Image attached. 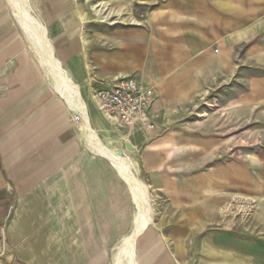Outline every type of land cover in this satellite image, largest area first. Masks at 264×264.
Wrapping results in <instances>:
<instances>
[{
	"label": "crops",
	"instance_id": "crops-1",
	"mask_svg": "<svg viewBox=\"0 0 264 264\" xmlns=\"http://www.w3.org/2000/svg\"><path fill=\"white\" fill-rule=\"evenodd\" d=\"M47 14L49 34L76 35L55 48L103 144H113L115 123L93 93L123 78L154 89L143 121L117 130L142 182L167 200L138 239L137 264L264 258L258 221L247 236L220 228L234 198L256 200L264 218V0H160L135 26L105 27L80 12L65 26ZM4 19L0 12V264H113L132 228L129 189L87 147Z\"/></svg>",
	"mask_w": 264,
	"mask_h": 264
},
{
	"label": "rangeland",
	"instance_id": "rangeland-1",
	"mask_svg": "<svg viewBox=\"0 0 264 264\" xmlns=\"http://www.w3.org/2000/svg\"><path fill=\"white\" fill-rule=\"evenodd\" d=\"M159 1L160 0H27V4L30 7L32 15L35 18H37L46 27L48 38L52 41V44L55 48L56 44L60 41V38L63 37L67 39L68 41H72L76 39V35L66 34V35L52 36L51 34H49V30L46 26V16H48L47 14L48 12L50 16L53 18V21L56 22V24H62L64 22L65 26H66L67 20H70L68 22L74 21L73 26L75 27L77 18L79 17V12H80L81 17L83 16H86L88 18L90 17L92 18L91 20L94 21L95 24H101L105 27L116 26L119 24H132L135 26L141 23L146 18V16L150 13V11L156 7ZM0 12L3 13L6 26L8 24H11V25L13 24L15 26V32L20 35V42H21L22 47L26 49L29 57L36 63V65L40 69L42 76H44L45 78L44 80L46 81L48 89L51 90V92H53L54 95H57L55 93L52 82L50 81L49 77L46 75L44 70L41 68V66L39 65L37 58L33 50L31 49V46L27 38L25 37V34L19 27L16 19L14 18L13 10L10 4L7 2V0H0ZM66 17L67 18L70 17V18L66 19ZM55 56L58 60H60V54L56 48H55ZM62 67L65 70L67 68L65 63L62 64ZM93 96L95 99V92L93 93ZM95 103H96V100H95ZM73 117L74 115H72V118H71L72 124H74L76 128H79L81 124H75ZM109 120L111 121V119ZM110 127L112 129L111 132H113V134H111V139H112L111 141L113 142V144L110 145L112 149L108 147L107 145L106 146L110 150H112L114 153L121 155L125 157L126 159H128L132 164V167H133L132 169H133V172L136 178L140 182L144 181L142 178H140V175L138 174V169L136 167V164L134 163L135 158H134L133 153L130 152V150H127L126 146L122 144L121 142L122 138H120V135L117 131L119 130V131L126 132V129L130 130L131 128H125V130L124 129L120 130V129H117L116 125L113 123L110 125ZM77 131L80 133L79 129ZM116 150L118 152H115ZM148 192H149V201H150V205L152 207V212H153L152 213V221H153L154 214L156 213V210H155L156 203L160 202V212H161V208H165L167 200L163 196H160L159 198L158 196L151 194L149 189H148ZM259 207H260V204H258L256 200L254 199L252 200L248 198L246 199L245 198H238V199L234 198L233 200H231L229 206L227 207L226 211L223 214L222 224L220 225V228L230 233L239 232V234H242L241 236L243 235L247 236L248 234L252 232V229H254L252 228V222L256 220L258 221L257 227L255 228L257 229L256 235H258L259 237L260 236L263 237L264 236V220H263L264 218L260 213L261 211ZM133 213L135 214L134 207H133ZM262 246L263 245H261V247L257 249V251H259V252H256L257 254H263ZM113 254H114V250H113L112 255ZM4 256H5L4 253L1 252L0 262L4 260ZM257 262H258L257 264H264V258H259Z\"/></svg>",
	"mask_w": 264,
	"mask_h": 264
},
{
	"label": "bare ground",
	"instance_id": "bare-ground-1",
	"mask_svg": "<svg viewBox=\"0 0 264 264\" xmlns=\"http://www.w3.org/2000/svg\"><path fill=\"white\" fill-rule=\"evenodd\" d=\"M7 2L10 4L13 16L25 34L39 65L52 82L55 93L68 105L71 111L80 115V124L87 147L95 155L106 159L129 189L135 210L132 228L115 246L112 261L113 264H137L138 239L152 223L153 212L147 186L138 181L131 162L110 150L92 129L88 108L82 98L80 87L63 70L62 63L55 56V48L48 38L46 27L32 15L27 0H7Z\"/></svg>",
	"mask_w": 264,
	"mask_h": 264
},
{
	"label": "built area",
	"instance_id": "built-area-1",
	"mask_svg": "<svg viewBox=\"0 0 264 264\" xmlns=\"http://www.w3.org/2000/svg\"><path fill=\"white\" fill-rule=\"evenodd\" d=\"M153 99L154 89L133 78H123L115 85L95 92L98 109L117 126L126 128H132L138 121H143ZM73 113L74 123L80 124V115Z\"/></svg>",
	"mask_w": 264,
	"mask_h": 264
},
{
	"label": "water",
	"instance_id": "water-1",
	"mask_svg": "<svg viewBox=\"0 0 264 264\" xmlns=\"http://www.w3.org/2000/svg\"><path fill=\"white\" fill-rule=\"evenodd\" d=\"M126 148H127V150H130V151L133 150L128 144L126 145Z\"/></svg>",
	"mask_w": 264,
	"mask_h": 264
}]
</instances>
